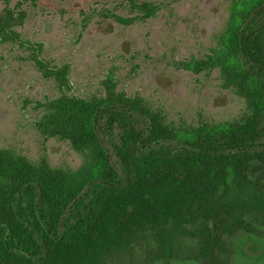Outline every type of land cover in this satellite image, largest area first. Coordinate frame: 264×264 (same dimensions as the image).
<instances>
[{
  "label": "trees",
  "instance_id": "16d2710c",
  "mask_svg": "<svg viewBox=\"0 0 264 264\" xmlns=\"http://www.w3.org/2000/svg\"><path fill=\"white\" fill-rule=\"evenodd\" d=\"M3 3L0 41H19L27 12ZM129 4L140 20L157 11ZM214 38L178 67L216 69L243 99L238 117L219 122L168 121L109 77L103 93L76 95L68 64L34 57L60 91L35 128L82 163L51 166L0 147V264H264V0H231Z\"/></svg>",
  "mask_w": 264,
  "mask_h": 264
},
{
  "label": "rangeland",
  "instance_id": "374dc122",
  "mask_svg": "<svg viewBox=\"0 0 264 264\" xmlns=\"http://www.w3.org/2000/svg\"><path fill=\"white\" fill-rule=\"evenodd\" d=\"M8 1L27 17L16 27L19 41H0V147L32 161L45 156L51 166L76 169L82 163L67 141L44 139L35 128L41 104L60 91L34 57L48 68L68 64L76 95L103 93L109 77L116 90L142 96L177 124L232 120L245 110L243 99L220 86L216 69L178 67L209 53L231 0H133L157 6L143 20L130 0ZM114 16L134 20L122 23Z\"/></svg>",
  "mask_w": 264,
  "mask_h": 264
}]
</instances>
